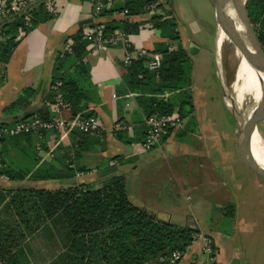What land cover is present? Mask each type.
Returning a JSON list of instances; mask_svg holds the SVG:
<instances>
[{
	"label": "crops",
	"instance_id": "0c3cea01",
	"mask_svg": "<svg viewBox=\"0 0 264 264\" xmlns=\"http://www.w3.org/2000/svg\"><path fill=\"white\" fill-rule=\"evenodd\" d=\"M56 2L58 12L55 18L32 28L29 24V28L18 39L19 43L9 61L5 65L0 64V123H12L20 116L29 117L49 109L47 95L55 58L63 43L76 33L83 34L97 24L117 27L123 23L136 24L137 32L116 29L114 31L127 35L130 48L119 45L104 50H92L87 46L82 58V64L88 69L83 83L87 101L84 103L86 110L77 114L86 117V114L90 113L91 116L97 117L104 126L101 135H84L77 131L46 132L41 136L31 135L19 140L0 141V156L4 169L26 172L23 180L0 179V192L7 197L23 190L54 191L80 184L99 188L105 179L113 175H124L126 187L130 180L131 193H137L136 198H132L127 188L129 197L136 206L157 221L186 227L206 237L214 248V264H229L228 261L220 259L214 238L201 231L195 222L174 218L170 213L161 216L160 203L146 204L147 195L152 193L155 186L154 179L147 171L153 160L162 159L164 167L168 170L166 176L177 181L172 171L191 175L192 169L208 168L213 173L222 153H228L229 148L231 149L228 132L224 135L225 145L219 143L216 123H213L212 103L201 100L204 92L206 95L202 85L214 64L213 59L215 64L217 62L220 48L217 43V24L211 46H205L204 42L195 41L193 35L206 31L207 35L211 36V29L206 23L207 20L198 15L193 6L194 0H168L166 3L159 1L157 13L150 17L173 20L179 37L177 41H170L160 30L154 28L150 19L147 21L145 14H124L125 3L120 0L115 1L111 9L99 15L93 14L91 0ZM211 2L202 0L207 13H212V8L215 13L213 0ZM187 14L192 15L190 20ZM81 22L85 24L79 27ZM160 44L173 45L174 48L181 46L190 57L192 84L189 91L192 95L193 112L183 118L182 129L162 140L155 148L146 150L141 142L146 130L147 114L140 97L150 95L142 93L143 91L137 92L126 84V67L129 63H125V56L131 51V60L136 59L135 49L159 53L155 50ZM72 66L66 65L68 73L73 72ZM24 89L34 92L29 105L21 113L6 114L4 109L12 104ZM209 90L210 88H207V91ZM70 114L69 111L63 112L66 117ZM207 116L210 119H207ZM116 123L124 124L125 129L114 132L113 126ZM233 140L236 146L235 137ZM117 156L124 162L113 160ZM38 169H43L39 176L60 175L61 178H32L38 173ZM201 183L196 182L193 188L200 187ZM210 183V187L215 185L211 180ZM175 219H178L177 223H174ZM53 222L47 220L43 227L27 237L24 247L32 264H51L59 253L61 246L58 241V227H55ZM201 246V241H194L186 248L178 264L204 260Z\"/></svg>",
	"mask_w": 264,
	"mask_h": 264
},
{
	"label": "trees",
	"instance_id": "16d2710c",
	"mask_svg": "<svg viewBox=\"0 0 264 264\" xmlns=\"http://www.w3.org/2000/svg\"><path fill=\"white\" fill-rule=\"evenodd\" d=\"M151 2L130 0L123 8L127 9L128 15H142L144 7ZM246 12L264 50V0H248ZM29 16L31 28L55 18L46 13L42 5L33 9ZM160 18H150L149 21L170 41H177L176 23ZM24 25L23 15L0 22V64L5 65L9 61L19 43L18 30L20 27L25 30L29 28ZM116 29L132 33L137 32V25L123 23L117 27L105 26L108 34ZM70 39L73 41V53L64 56L57 54L47 100L51 102L56 93L53 86L60 82L57 91L70 104L71 115H76L86 110L84 103L87 96L83 83L88 69L82 64V58L86 53L87 42L82 39L81 32ZM168 46L160 44L155 50L162 55L157 71L147 68L146 58L132 59L126 67L125 82L131 89L150 95L140 97L146 117L152 114L168 116L178 112L183 119L193 112L189 91L192 63L181 46L171 51ZM67 64L73 65L72 73L66 71ZM165 92L168 96L161 97ZM33 94V90L24 89L4 112L21 113L29 105ZM86 115L91 116L90 113ZM33 116L49 119L51 114L47 109L46 112L29 117L20 116L12 123L0 124L12 125ZM22 137L5 138L2 141L19 140ZM113 160L124 162L119 156ZM41 170L38 169L32 178H61L60 175L39 176ZM2 173L13 181L23 180L26 176V172L21 170L3 169ZM234 213L233 204L224 206V216L234 217ZM47 220H53V225H57L61 246L51 264H148L175 250L184 253L192 243V235L197 233L186 227L157 221L136 206L129 197L124 175L105 179L99 188L80 184L54 191L23 190L7 197L0 192V264H32L24 243Z\"/></svg>",
	"mask_w": 264,
	"mask_h": 264
},
{
	"label": "rangeland",
	"instance_id": "374dc122",
	"mask_svg": "<svg viewBox=\"0 0 264 264\" xmlns=\"http://www.w3.org/2000/svg\"><path fill=\"white\" fill-rule=\"evenodd\" d=\"M193 6L198 15L207 20L206 23L211 29V36L207 35L206 31H201L198 35H193L194 40L211 46L216 27L213 8L212 13H207L202 0H194ZM186 16L189 20L192 17L189 14ZM235 50L238 49H235L228 39L223 40L217 62L215 64L213 59L214 64L202 85L206 95L204 92L201 98L202 101L212 103L213 123H216L214 124L220 145H225L224 135L228 132L231 149L229 148L228 153H222L213 173L208 168L192 169L191 175L172 171L177 181L166 176L168 170L164 167L162 159L153 160L147 171L154 179L155 186L152 193L147 195L146 204L160 203L161 216L170 213L174 218L195 222L201 231L214 238L221 260L228 261L229 264H264V182L242 161L233 140L234 137L236 139L233 109L226 107L224 103L227 95L234 94L235 73L239 64ZM222 85L225 89L224 97ZM207 88L210 90L207 91ZM259 100L260 98L253 107ZM252 104V99L246 97L241 103L240 112L246 111ZM206 118L210 119L209 116ZM257 131L264 142V121L257 124ZM210 180L215 184L212 187ZM199 181L202 182L201 186L193 188V184ZM127 188L132 198H136L137 193L133 195L130 191V180ZM149 199L151 201H148ZM227 204L235 206L234 217L223 215V208ZM178 219H175L174 223H177Z\"/></svg>",
	"mask_w": 264,
	"mask_h": 264
},
{
	"label": "built area",
	"instance_id": "2783aa9c",
	"mask_svg": "<svg viewBox=\"0 0 264 264\" xmlns=\"http://www.w3.org/2000/svg\"><path fill=\"white\" fill-rule=\"evenodd\" d=\"M117 0H91L93 6V14L99 15L105 10L111 9L114 2ZM124 3L130 0H120ZM159 1L167 2L168 0L153 1L144 7V13L147 17V21L152 15L157 13L159 7ZM38 5H42L46 13L52 16H56L58 12L56 0H0V22L15 16H24L25 27L29 26V13L35 9ZM124 14H127V9L123 10ZM25 33V29L20 27L18 30V37H22ZM82 39L87 42L92 50H104L107 47H114L122 45L123 47L130 48L128 37L125 33L120 31H113L111 34L105 32V27L102 25H94L92 28L84 31ZM73 41L67 39L60 50V55H72L73 53ZM175 49L173 45L168 46V50ZM130 50V49H129ZM136 58H146L148 68L151 70H158L160 67L162 55L160 53H152L142 49H135ZM130 52L125 56V63L128 64L131 61ZM61 85L60 82H56L53 89L56 90L55 95L52 97L51 102L48 103L50 111L49 119H41L36 116L32 118L18 121L12 125L0 124V141L5 138H15L20 136L37 135L41 136L44 132H61L71 133L74 131L80 132L84 135H101L104 131L102 122L94 116L83 117L79 114L64 116L63 112H70V104L66 102L63 95L57 91V88ZM168 93H164L161 97L166 98ZM184 121L180 117L178 112L172 114L159 115L152 114L145 118V133L141 142L142 147L146 150L153 149L160 144V142L170 135L176 133L183 128ZM125 129V125L122 123H116L113 126V131L118 132ZM4 169V163L0 157V179L2 181H8V177L2 173ZM200 240L202 243L201 252L205 257L201 261H192L190 264H214V248L210 240L201 236L198 233L192 235V243ZM191 243V244H192ZM183 252L175 250L170 254L162 256L157 260L151 261L148 264H178L182 259Z\"/></svg>",
	"mask_w": 264,
	"mask_h": 264
},
{
	"label": "water",
	"instance_id": "95a60500",
	"mask_svg": "<svg viewBox=\"0 0 264 264\" xmlns=\"http://www.w3.org/2000/svg\"><path fill=\"white\" fill-rule=\"evenodd\" d=\"M237 1L238 5H236L235 0L214 1L217 28L219 25L218 15L226 16L229 19L228 21L224 17L223 18L228 25L226 28L228 29L229 37H227L232 41V43L235 44V47L241 51L244 59H246L256 71L259 70L261 75L264 77V50L257 38L256 32L250 23L246 12L248 0ZM85 22H81L79 27H82ZM230 23L233 25V27L230 25ZM244 42L249 43L252 46L253 54H249ZM253 104L250 108L246 109V111L242 113L233 109L232 116L234 118L236 129V145L238 153L244 164L264 182V167L258 164L251 150L252 135L257 130V124L264 120L263 90H261L258 104L255 107H253ZM226 106L229 108L228 105Z\"/></svg>",
	"mask_w": 264,
	"mask_h": 264
},
{
	"label": "bare ground",
	"instance_id": "6f19581e",
	"mask_svg": "<svg viewBox=\"0 0 264 264\" xmlns=\"http://www.w3.org/2000/svg\"><path fill=\"white\" fill-rule=\"evenodd\" d=\"M235 2L236 5H238V1L235 0ZM223 17L227 21L229 20L226 16L218 15L219 18L218 34H217L218 47L221 46L223 40L229 39L228 29L226 28V26L228 25L226 24V21L224 20ZM230 25L233 27L231 23ZM230 42L232 46L236 49L237 47H235V44L232 43L231 40ZM244 45H246L249 54H253L252 46L249 43H245V42ZM235 56L239 60L238 62L239 64L237 67V72L235 73L236 74L235 84L233 88L234 94L233 96L227 95V97H225L224 99L225 100L224 103H226V105H228L232 109L240 111L241 103H243L246 97H250L254 104L260 98L261 90L264 91V77L261 75V72L259 70L256 71L251 66V64L246 59H244L243 55L238 50H235ZM251 150L258 164L264 167V142L257 130L253 133L251 138Z\"/></svg>",
	"mask_w": 264,
	"mask_h": 264
}]
</instances>
